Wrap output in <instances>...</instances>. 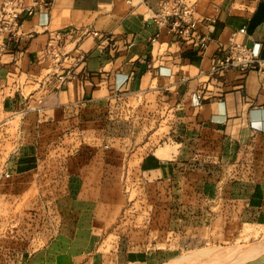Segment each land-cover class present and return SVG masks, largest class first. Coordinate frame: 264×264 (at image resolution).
<instances>
[{
    "label": "crops",
    "instance_id": "1",
    "mask_svg": "<svg viewBox=\"0 0 264 264\" xmlns=\"http://www.w3.org/2000/svg\"><path fill=\"white\" fill-rule=\"evenodd\" d=\"M38 1L0 35V77L15 71L21 88L0 103V134L19 119L0 174V264H155L156 231L167 244L188 230L264 236V70L211 73L233 43L264 59V0H188L212 19L206 49L154 20L159 0ZM50 43L65 57L56 73Z\"/></svg>",
    "mask_w": 264,
    "mask_h": 264
},
{
    "label": "built area",
    "instance_id": "2",
    "mask_svg": "<svg viewBox=\"0 0 264 264\" xmlns=\"http://www.w3.org/2000/svg\"><path fill=\"white\" fill-rule=\"evenodd\" d=\"M146 1V0H143ZM40 2L35 0L30 6L24 7L23 0H1L0 4V35L7 34L15 36L23 21V12L26 9L28 15L34 14ZM44 6H48L44 3ZM154 20L161 26H167L174 32L180 40L195 39L203 48H207L208 42L212 40L207 34L200 35V25H208L212 20L209 17H195L194 4L188 0H159L158 11ZM94 35L99 33L94 31ZM4 46L0 43V58ZM45 56L52 60L53 73L62 69V63L65 60L59 44L50 43L45 51ZM1 64V59H0ZM237 69L240 72H246L250 69L264 70V59L260 57L259 47L248 46L246 43L231 44L228 47L222 46L212 56L211 73L214 77L223 76L228 70ZM15 71L9 70V82L6 78L0 77V103L7 90L16 87L21 89ZM68 74L72 75L73 71L68 70ZM10 88V89H9ZM31 93L27 92L25 98L30 100ZM37 109V104L27 102L24 111H33Z\"/></svg>",
    "mask_w": 264,
    "mask_h": 264
},
{
    "label": "rangeland",
    "instance_id": "3",
    "mask_svg": "<svg viewBox=\"0 0 264 264\" xmlns=\"http://www.w3.org/2000/svg\"><path fill=\"white\" fill-rule=\"evenodd\" d=\"M12 125L14 126L9 130V135H11L9 139L8 137L5 138L4 133L0 134V174L3 172V163L17 147L16 141L12 142V140L16 139L15 136L17 128L19 127V119L14 121ZM205 236L206 231L204 230L197 232L188 230L185 234L184 243L181 241L180 243H172L173 235L171 234V243L167 244L166 238L164 237L161 241V233L156 231L153 233V236L151 235L149 238L148 248L151 252V256L156 257L155 264H173L174 262L176 263L183 255H185V259L180 261L183 264H192L194 260H196L197 264H247L253 262L254 260L252 258L259 255H262L259 259H264V248L256 252L260 242L264 241L263 235L240 234L233 242L228 244L212 242L210 239H206ZM232 247H235V249L236 247L239 248V252L231 255L229 259L227 258L222 260L215 256L218 252H220V250L230 252L231 249H233ZM248 248L249 250H247ZM229 252L227 253L229 254ZM196 257L198 259H195ZM254 263L257 264V261Z\"/></svg>",
    "mask_w": 264,
    "mask_h": 264
},
{
    "label": "bare ground",
    "instance_id": "4",
    "mask_svg": "<svg viewBox=\"0 0 264 264\" xmlns=\"http://www.w3.org/2000/svg\"><path fill=\"white\" fill-rule=\"evenodd\" d=\"M255 245V244H254ZM253 245V246H254ZM256 247H257V245H256ZM233 249H231V251L229 252V251H227V252H229V254L227 253V252H225V251H221L220 250V252H218L217 254H216V257H219L220 259H222V260H225V259H229V257H231V255H234V254H236L237 252H239L238 250H239V248H237L236 247V249H235V247H232ZM254 248V247H253ZM262 248H264V244H259V246H258V248H257V250H256V252H258V251H260V249H262ZM251 249V248H250ZM233 250V251H232ZM247 250H249V248L247 249ZM252 250V249H251ZM248 252V251H247ZM255 252V251H254ZM249 253V252H248ZM250 256V255H249ZM219 259V260H220ZM181 261V260H180ZM172 263V262H171ZM173 264H183V263H181V262H174Z\"/></svg>",
    "mask_w": 264,
    "mask_h": 264
}]
</instances>
